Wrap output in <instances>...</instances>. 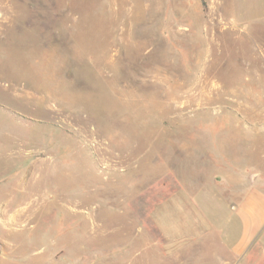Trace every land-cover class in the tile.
<instances>
[{
  "label": "rangeland",
  "instance_id": "1",
  "mask_svg": "<svg viewBox=\"0 0 264 264\" xmlns=\"http://www.w3.org/2000/svg\"><path fill=\"white\" fill-rule=\"evenodd\" d=\"M227 3L0 0V264H264L225 209L264 158V0ZM218 151L252 160L223 185Z\"/></svg>",
  "mask_w": 264,
  "mask_h": 264
},
{
  "label": "crops",
  "instance_id": "2",
  "mask_svg": "<svg viewBox=\"0 0 264 264\" xmlns=\"http://www.w3.org/2000/svg\"><path fill=\"white\" fill-rule=\"evenodd\" d=\"M213 3L217 8H222V13L228 20L236 19L234 10L227 4L228 1L233 0H208ZM232 25V24H231ZM233 26V25H232ZM223 150V149H222ZM223 152V151H222ZM215 152L217 154V182L227 184L231 182V186L234 189H243L242 195L236 200L235 203H226L225 209L227 211H235L234 214L239 215L241 218H245L248 226L249 239H252L254 235L260 230L264 224V164L262 160L264 158H254V166L248 168L245 172H242V177L239 180L230 181L227 177L228 170L234 171L236 175V168L242 160L246 159V162L250 163L251 158H229L230 155L225 152ZM222 155V156H221ZM242 159V160H239ZM228 168V170H227ZM228 186V187H231ZM261 196L257 198V194ZM232 200V199H231ZM258 202L260 207L258 206Z\"/></svg>",
  "mask_w": 264,
  "mask_h": 264
}]
</instances>
